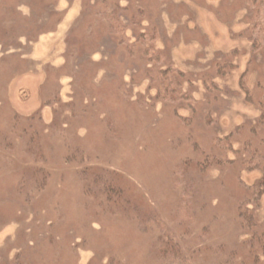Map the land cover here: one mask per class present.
<instances>
[{
  "label": "rangeland",
  "instance_id": "374dc122",
  "mask_svg": "<svg viewBox=\"0 0 264 264\" xmlns=\"http://www.w3.org/2000/svg\"><path fill=\"white\" fill-rule=\"evenodd\" d=\"M116 1L129 38L132 14L155 29L196 109L154 96L145 68L165 62L117 46L102 0H0V264H160L166 237L191 264H264V196L241 232L234 166L192 167L237 127L235 148L261 147L264 0Z\"/></svg>",
  "mask_w": 264,
  "mask_h": 264
},
{
  "label": "trees",
  "instance_id": "16d2710c",
  "mask_svg": "<svg viewBox=\"0 0 264 264\" xmlns=\"http://www.w3.org/2000/svg\"><path fill=\"white\" fill-rule=\"evenodd\" d=\"M101 3L102 8L100 10H97V12L95 13V17L93 16V18L94 20H102L105 22L106 27H108L109 33L111 34L110 38L116 43L117 46H123L122 48L125 49V52H127L128 54H132L134 51H138L136 50V47H140L141 52L139 54H141L146 63L152 62V64H159L165 62V66L163 68H156V70L153 69L152 71L149 70V68H147V70L145 68L144 76L146 77V79H148L150 88H153V90L155 91L154 96L165 103L176 105V113L179 112L178 110L181 102H186L189 105L188 107L190 108V110L192 109V112H194L197 105V102L195 105L196 100L194 99V93L192 92V90L185 91L181 88L182 81L180 80L185 79L182 78L183 76H185L184 73L179 71L176 67L172 66V64L166 59L163 52L155 47L153 43L156 38L155 29H150L148 31L144 30L145 32H142L140 30L141 27L138 26L140 22L137 18V15L134 16L132 14L129 21L130 26L133 28L132 35L134 39L129 38L127 34L128 26H125L122 22L119 21L118 18H116V15L119 11H126V9H119L118 7L120 6H118L116 0L111 3V8H108L107 6L108 0H102ZM135 13L137 12L135 11ZM256 28H258L257 23H253L250 27L251 32L255 31ZM260 30L264 32V28H261ZM218 64L216 63L217 68L219 67ZM241 86L244 87L243 85ZM245 95L249 101L253 100L252 96L248 92V89L246 88ZM256 106L258 109L257 125L261 129V135L258 137V145H260L261 147H259L258 152L257 149H255L258 146H255V148L252 147L254 136L253 138L251 137L243 139L241 142V146H237L236 148L234 147L232 143V140H234L233 136L238 134L236 130H240L239 127H237V129L235 128L234 131L225 135L224 137L215 136L211 140V150L215 149L216 151L205 153L203 156V160L196 161L194 163V166H192L196 167L199 172H203V174H205L206 171L212 167L223 169L226 167L234 166V172L236 171V184L241 189V197L236 200L234 209L237 212V222L239 223L241 232L246 231V233H249L248 231L253 225L251 224L249 216H252V214H254V209L259 208V201L261 197L264 196V153L262 152V150L264 149V90L261 98L257 100ZM176 115L179 116V114ZM206 116L205 118H208ZM22 132H24V130H22ZM230 152H232L233 155H236V158H230L228 156V153ZM242 154H244V157H241ZM187 162L188 161H186V164ZM240 171H256L260 176L256 178L252 183L247 184L241 178L239 174ZM194 180L195 179L190 178L191 183ZM196 189L197 187H193L192 185H190L189 187H185L182 190V200L179 201L180 211H182V207L186 205V199H184V197L192 196L193 193H196ZM251 204L256 208L252 209L249 206ZM182 215L184 216V214ZM192 215L193 212H191V216ZM252 234L251 236L248 235L245 239H242V241L245 243L248 254L252 249H254L253 247H250L251 239L252 241L254 239V235L252 236ZM240 235H242V233H240ZM260 235H262L261 238L264 237V233H260ZM248 239L250 242H247ZM244 240H246V242ZM263 242L264 238L262 240V244H264ZM178 243L177 241L175 242L169 237L160 240L159 246L156 249L157 251H159L158 253L160 264H191L190 259L184 253ZM48 263L46 262V264Z\"/></svg>",
  "mask_w": 264,
  "mask_h": 264
}]
</instances>
